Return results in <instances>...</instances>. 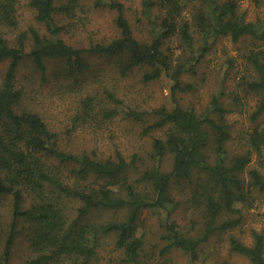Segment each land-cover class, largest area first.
Masks as SVG:
<instances>
[{
    "label": "trees",
    "instance_id": "1",
    "mask_svg": "<svg viewBox=\"0 0 264 264\" xmlns=\"http://www.w3.org/2000/svg\"><path fill=\"white\" fill-rule=\"evenodd\" d=\"M84 1L26 0L37 25L21 29L23 0H0V25L15 32L10 38L0 30V61L9 60L0 78V264H11L22 233L27 235L32 251L24 264H62L73 259L92 264L97 241L112 232L118 234L117 245L124 250V259L142 264L145 237L139 233L137 222L146 208L166 210L163 250L180 248L194 261L214 232L241 224L242 207L250 202L252 192L264 191V172L248 166L252 149L264 155V48L245 53L252 74L242 84L246 92L258 96L250 115L253 126L247 131L249 148L245 151L233 156L229 152L227 143L232 133L226 115L231 106L223 96L214 95L206 110L199 113L192 106L182 105L175 92L189 87L184 86L182 76L196 71L199 57L212 46V40L222 36L264 39V18L248 19L237 0H142L141 11L150 31L148 38H141L125 13V4L109 0L103 4L115 10L119 35L75 45L61 33L65 28L84 25L85 18L73 20L84 12ZM189 1L194 2V8ZM177 39H181L179 46H171L169 41ZM197 40L202 41L200 55L182 58L178 51H193ZM88 55L117 56V60L109 70L98 71L89 64ZM54 58L66 59L70 71H91L89 81L74 83L73 90L88 88L82 90L72 117L73 130L88 125L107 129L120 114L143 120L145 113L129 106L117 92L116 78L140 73L143 81L164 75L173 81L174 106L154 109V122L143 126L141 134L168 128L165 136L154 138V163L146 166L140 177L130 178L131 169L138 167V153L128 158L119 147L109 155L97 150H67L45 115L24 105L26 86L17 76L21 62L29 59L44 73L46 61ZM108 73L114 74L105 83ZM166 157L171 159L170 169L163 168ZM66 168H71L70 172ZM194 172L200 176L190 200L203 211V223L200 230L186 232L169 210L171 190L174 181L189 180ZM137 182H146L150 188L142 190ZM66 198L80 201L74 217L68 213ZM91 208L125 209L127 215L94 225L83 220ZM88 232L91 235L87 238ZM253 236L254 242L248 244L232 235L230 248L256 264H264V234L253 230Z\"/></svg>",
    "mask_w": 264,
    "mask_h": 264
},
{
    "label": "rangeland",
    "instance_id": "2",
    "mask_svg": "<svg viewBox=\"0 0 264 264\" xmlns=\"http://www.w3.org/2000/svg\"><path fill=\"white\" fill-rule=\"evenodd\" d=\"M109 0H85L86 6L81 16L74 21L85 18L84 25L79 24L73 29L65 28L61 36L72 44L80 45L91 40L110 39L119 35V29L115 24V10L103 4ZM125 4V13L133 25L135 34L141 38H148L150 27L146 17L142 13V0H118ZM241 11H244L248 19L256 20L264 18V0H237ZM190 8H194L193 1ZM197 3V0H196ZM195 3V4H196ZM20 28L26 29L30 24L37 25L34 19V10L26 0L20 7ZM72 26V25H70ZM45 31V27L41 28ZM0 30L10 38H14L13 29L0 25ZM181 39L170 40L171 46H179ZM197 40L193 51L181 48L182 58L200 55ZM258 47L264 48V39H254L245 36L239 40H233L230 36H222L212 40V46L202 52L196 63L195 72H186L182 76L186 90H176L175 96L184 106H192L199 113H203L210 104L214 95L223 96L229 102L231 111L227 113L226 120L230 124L232 137L227 143L231 156L249 148L247 143V131L252 129L253 123L250 115L256 108L258 96L245 91L242 84L245 77L252 74V65L245 57V53ZM87 60L95 70L107 71L110 64L117 60V56L88 55ZM9 60L0 61V78L6 73ZM46 71L40 72L35 65L25 59L21 62L17 76L26 86L24 105L34 107L43 113L51 125L63 140L62 146L67 150H97L98 153L109 155L114 153L115 147L122 149L124 154L131 158L138 153V167L131 169L130 178L137 179L142 175L146 166L154 163L152 150L153 141L157 136H165L168 127L155 128L148 134H141L146 123H152L155 119L154 109L163 105L171 108L175 101L172 99L173 81L168 76L151 81L141 80L140 73L116 78V90L129 106L144 112L142 121L125 118L121 114L114 117L106 129L105 127L83 126L74 130L72 117L79 106V99L88 86L79 90H73L74 83L85 82L91 79V71H70L66 59H48ZM114 73H108L105 83L112 80ZM71 84L72 86H70ZM78 88V87H77ZM233 98H235L233 100ZM264 120V118H262ZM96 130V132L94 131ZM210 154V147L208 149ZM212 154V153H211ZM249 168H260L264 172V155H259L252 149V161ZM171 159L166 157L163 168L170 169ZM71 168H66L70 172ZM200 174L194 172L189 180H176L172 185V198L169 210L172 218L178 223L179 228L186 232L200 230L203 223V211L197 208L190 200V194L199 180ZM146 182H137L140 189L150 188ZM68 213L76 216L80 201L75 198H66ZM166 210L157 208L143 209L138 218V230L145 237L144 249L141 252L142 264H256L246 255L233 251L230 248V237L235 235L244 242H254L253 230L264 234V191L254 190L250 202L242 207L243 220L241 224L229 231L214 232L204 242L193 261L184 250L173 247L163 250L166 241L162 238L164 232L163 219ZM127 215V210H114L110 208H91L83 216L84 222L101 225L109 221L121 220ZM8 217L6 216L5 219ZM91 234L88 232L86 237ZM118 234L112 232L101 235L98 242L97 255L92 264H134L124 259V250L117 245ZM97 245V244H96ZM27 235L22 233L14 247L11 264H24L32 254ZM62 264H81L77 259L64 261Z\"/></svg>",
    "mask_w": 264,
    "mask_h": 264
}]
</instances>
